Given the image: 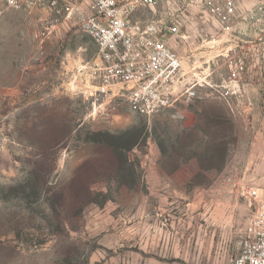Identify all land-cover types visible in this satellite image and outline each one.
<instances>
[{"label": "rangeland", "instance_id": "374dc122", "mask_svg": "<svg viewBox=\"0 0 264 264\" xmlns=\"http://www.w3.org/2000/svg\"><path fill=\"white\" fill-rule=\"evenodd\" d=\"M69 1L71 18L0 0V264H227L246 192L264 202V0L222 27L189 1L157 10L180 18L188 73L247 70L230 105L203 88L151 118L73 92L98 52Z\"/></svg>", "mask_w": 264, "mask_h": 264}, {"label": "built area", "instance_id": "2783aa9c", "mask_svg": "<svg viewBox=\"0 0 264 264\" xmlns=\"http://www.w3.org/2000/svg\"><path fill=\"white\" fill-rule=\"evenodd\" d=\"M188 1L199 6L220 27L241 17L243 0H87L84 8L78 9L80 27L96 44L98 53L86 79H82L83 87L79 88L82 90L72 89L73 92L107 104L123 101L133 113L146 118L193 100L198 89H211L228 105L233 98L241 97L247 70L244 55H233L228 78L213 85L204 72L197 76L186 71L184 57L177 47L186 41L179 16L166 13L156 17L157 10ZM6 3L30 14L46 11L71 18L75 11L69 0H6ZM146 12L154 17L139 18ZM239 48L237 45L230 51L235 54ZM190 70L193 73L197 68L193 64ZM246 196L256 205L243 231L239 250L227 264H264V202H258L259 195L254 189L248 190Z\"/></svg>", "mask_w": 264, "mask_h": 264}, {"label": "crops", "instance_id": "0c3cea01", "mask_svg": "<svg viewBox=\"0 0 264 264\" xmlns=\"http://www.w3.org/2000/svg\"><path fill=\"white\" fill-rule=\"evenodd\" d=\"M230 49H231V48H230ZM243 85H244V83H243ZM244 86H245V85H244ZM249 110H251V109H248V111H249ZM250 114H251V113L249 112V114H248L249 116L247 115V118H248L247 120H249V123H250V124L252 123V124L254 125L255 122H251V121H250Z\"/></svg>", "mask_w": 264, "mask_h": 264}, {"label": "bare ground", "instance_id": "6f19581e", "mask_svg": "<svg viewBox=\"0 0 264 264\" xmlns=\"http://www.w3.org/2000/svg\"><path fill=\"white\" fill-rule=\"evenodd\" d=\"M196 74V73H195ZM196 75H198L199 76V73L198 74H196Z\"/></svg>", "mask_w": 264, "mask_h": 264}]
</instances>
